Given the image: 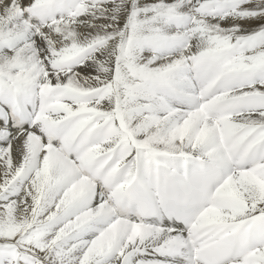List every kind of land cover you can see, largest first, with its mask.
I'll list each match as a JSON object with an SVG mask.
<instances>
[{
	"label": "snow or ice",
	"instance_id": "1",
	"mask_svg": "<svg viewBox=\"0 0 264 264\" xmlns=\"http://www.w3.org/2000/svg\"><path fill=\"white\" fill-rule=\"evenodd\" d=\"M0 264H264V0H0Z\"/></svg>",
	"mask_w": 264,
	"mask_h": 264
}]
</instances>
